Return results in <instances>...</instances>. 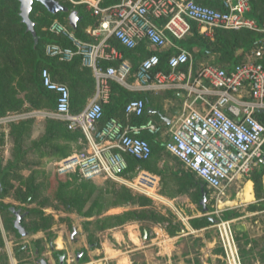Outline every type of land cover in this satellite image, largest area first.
Returning <instances> with one entry per match:
<instances>
[{
    "label": "built area",
    "instance_id": "2783aa9c",
    "mask_svg": "<svg viewBox=\"0 0 264 264\" xmlns=\"http://www.w3.org/2000/svg\"><path fill=\"white\" fill-rule=\"evenodd\" d=\"M99 2L80 1L98 18L97 25L87 30L92 40L78 38L70 25L55 19L48 31L61 40L43 47L45 56L63 62L79 56L82 65L92 71L94 96L83 110L73 113L69 88L53 81L44 67L40 77L42 85L56 93L54 108L0 115V130L5 137L11 124L22 120L64 122L68 129L81 131L84 150L58 161L55 170L59 175L109 179L132 189L141 187L145 192L155 188V176L139 166L134 179L125 176V156L138 161L151 156L144 135H161L165 150L200 177L216 199L224 195L231 182L244 179L264 164V112L258 113L264 111V19L259 23L248 16L250 0H207L208 4L196 0H119L107 7ZM193 29L211 39L217 30H250L260 36L251 43L245 62L232 67L208 64L194 70L190 51L176 43ZM111 39L128 49L144 44L153 52L140 59L132 71L131 63L123 59ZM159 54L165 55L164 62ZM111 82L131 93H182V115L170 127L152 118L136 122L145 114L146 105L134 98L124 105L121 119L109 117L103 121ZM214 227L223 264H244L232 221L218 218Z\"/></svg>",
    "mask_w": 264,
    "mask_h": 264
},
{
    "label": "trees",
    "instance_id": "16d2710c",
    "mask_svg": "<svg viewBox=\"0 0 264 264\" xmlns=\"http://www.w3.org/2000/svg\"><path fill=\"white\" fill-rule=\"evenodd\" d=\"M15 1V6L8 7L4 0H0V12L9 9L8 17L18 27L15 30L16 35L20 36L19 43L23 44L18 55L26 61L28 69L17 81L16 85L12 86L13 77L11 73L15 69L10 70L8 66L12 63L11 48L0 41V115L27 109L54 108L56 93L47 90L42 85L40 77L41 69L44 67L49 70L53 81L66 84L69 88L71 111L76 114L83 110L89 99L94 96L95 80L91 69L82 65L79 56H76L70 62H63L55 58H49L43 52V47L46 43L59 42L61 40L48 31L50 23L57 19L69 25L67 13L58 12L57 14H52L39 2L34 1L29 15L34 25V33H32L21 22L19 2L18 0ZM58 1L69 10L75 9L78 12L80 20L77 23V27L72 29L75 36L83 40H92L87 30L97 25L98 18L91 15L86 5L80 3L81 0ZM118 1L100 0L99 4L101 7H107ZM196 1L208 4L207 0ZM250 6L251 11L248 16L260 23L264 19V0H250ZM214 36L211 39L193 29L186 38L180 40V44L193 53L194 70L200 68H197V62L200 61L202 56L208 55L215 56L212 64L221 67H232L235 64L245 62L247 60L246 52L253 40L259 37L260 34L250 30H217ZM110 41L122 53L123 59H127L131 63L132 71L136 69L140 59L152 53L146 49L144 44L128 49L114 39ZM159 55L164 62L166 59L165 55ZM110 63L103 62L102 65ZM130 80H132V77ZM134 98L142 99L146 105L145 114L134 121L139 122L152 118L163 127L167 126L166 121L160 119L159 115L149 111L148 107L167 116L163 106L164 101L179 99L177 93L172 91L160 94L147 92L131 93L116 82H111L110 101L104 105L103 121L109 117L121 119L124 105ZM257 117L260 120L262 119L259 114ZM41 124H39L41 125V133L37 138H33V134L37 129L32 119L13 123L9 127L8 135L11 139L10 157L4 166H0V212L5 230L12 231L15 236H20L13 226L11 219L13 213L9 210V207H6L8 205L2 201L5 197L10 196L21 204H32L37 202L44 193L52 195V198L61 202L66 211L77 209L78 214L86 218L97 215L95 219L86 220L83 223L88 242H92L94 237L93 230H105L121 226L129 221L150 220L156 224L168 222L165 229L171 236L176 235L184 228L180 222L173 223L167 216L151 209V200L147 197L133 193L130 189L119 186L116 183H111L103 188L97 187L91 180H82L77 183L78 176L76 174H72L71 179L64 178L65 176L62 177L56 172L48 175L44 169L43 158L46 161L59 160L74 153V148L77 152L83 151L84 139L80 130H70L67 127L68 124L64 122L47 119ZM0 138L1 142H3V133H1ZM144 138L149 141L151 146V156L146 161H138L129 155L125 156L128 163V173H125V176H133L135 168L138 166L147 171L160 174L158 170L151 167L150 161L158 159L163 151L171 155L165 150L162 137L146 135ZM71 144H74V147ZM172 157L175 158L174 156ZM176 160L180 162L178 159ZM27 169L30 170V173L25 175L24 171ZM189 172L187 173L188 178H190L189 181L197 188V196L194 198V202L202 208L200 204L202 188L206 195L209 193V189L200 177L191 171ZM174 174H177V172ZM103 180L114 182L109 179ZM245 180H249L253 184L255 202L247 204L245 210L241 208L225 210L220 218L224 220L238 219L247 210L253 214L248 218V221L252 225L257 222L260 223L262 225L260 233H254L250 229L247 230L243 227L240 233H235L234 230V235L244 264H251V259L264 264V246L258 250L260 238H264V164L256 166L252 173L245 177ZM246 187L245 198L249 199L250 185L248 184ZM46 203L47 201L44 200L41 202V204ZM87 203L89 205L86 207ZM116 207H124L126 209L121 213L106 214L108 209ZM26 218H39L42 226L38 223H32L27 227L24 223ZM213 218L218 219L216 216H213ZM51 220V216L44 214L40 209L29 208L24 213L21 224L28 233L34 234L40 231L41 228H47ZM189 224L193 229H204V235L202 238H196V241H201L203 238L212 240L218 235L213 227V222L206 215L189 219ZM39 240H34L36 256L40 255V249L37 248ZM200 244L202 243L200 242ZM0 245H3L1 232ZM245 246H248V248ZM14 252L18 264H31L30 262L23 263L24 261L20 257V253L23 252L21 247L14 248ZM195 264H200L198 259Z\"/></svg>",
    "mask_w": 264,
    "mask_h": 264
},
{
    "label": "rangeland",
    "instance_id": "374dc122",
    "mask_svg": "<svg viewBox=\"0 0 264 264\" xmlns=\"http://www.w3.org/2000/svg\"><path fill=\"white\" fill-rule=\"evenodd\" d=\"M4 1L8 4V7L16 5L15 0ZM8 10L0 12V41L11 48L12 63L8 66L10 70L15 69V71H12L11 73L13 77L11 85L14 86L16 85L17 81L26 73L28 67L26 61L23 60L20 55H18V52L22 48L23 44L19 43L20 36L16 35L15 31L16 29H18V27L14 25L13 22H11V18L8 17ZM180 42L181 41H176L179 46H182ZM190 53L193 57V53ZM214 60L215 56L213 55L202 56L200 61L197 62V68L203 65L212 64L214 63ZM163 106L167 116L174 118L175 122L180 119L183 112L181 102L176 99L173 101L165 100ZM257 116L258 115H256V117ZM43 121L44 120H34L35 128L37 130H35L33 138H37L40 135V126L42 125L41 123ZM1 133L2 131L0 130V136ZM145 136L146 135H144V137ZM156 136L162 137L161 135ZM5 138L6 139H4L3 142H1L0 138V166H4L7 159L10 157L11 139L9 135ZM71 145H73L74 147V144ZM73 150L74 153L77 152L75 148ZM60 160L61 159L46 161V159L43 158L42 161L44 164V169L46 173H48V175L56 172V163ZM150 165L153 169L158 170L160 174L147 171L140 167L141 170H144L152 176H155L157 180L155 188L153 190H148V192L143 191L141 187L132 189L124 184L106 181L101 178H96L94 180H91V182H93L97 187L103 188L107 187V185H110L111 183H116L119 186L130 189L133 193L145 196L151 200V209L167 216L168 219L171 220V222H180L184 227L187 226L188 228L189 226L187 221L190 217L206 215L209 217L216 216L217 218H220L222 212L225 210L234 208H241L245 210L247 204L255 202L254 191L252 196L251 183L247 182L243 187V182L245 181V179L242 178L240 180H234L233 182H231L230 185L226 188L224 195H221L219 199H216V194L209 190V193L206 195V205L208 210L206 214H203L200 205L194 202V198H196L197 196V188L194 184L191 183V181H189L190 178H188L187 173L190 172L180 162L163 151L161 152V155L158 159H152L150 161ZM175 172H177V174H174ZM29 173V169L24 171L25 175H28ZM137 174L138 173L134 171V175L129 178L134 179ZM71 175L72 174L60 176H65L64 178L71 179ZM77 179V183H80L83 180L79 177ZM139 181L143 182L142 180ZM248 184L250 185L249 199L245 198V188H247L246 186ZM52 197V195L44 193V195L37 202H34L32 204H21L10 196L5 197L2 200L8 205L6 207L13 206L16 209H20L22 213L26 212V210L29 208L40 209L44 214L51 216L52 220L50 221V225L47 228H41L40 231L34 234L29 233L28 236L18 237L15 236L12 231L5 230L3 220H1L0 212V225L2 228L1 239L3 241V245H0V264H8L14 259L17 260V258L15 257V252L13 251L14 248L17 247H21L23 249V252L20 253V257L24 261L23 263L30 262L31 264H38L39 259H45L47 261V264H60L57 257H55L54 255L56 250H60L61 252H59L58 254L62 255L64 257L63 259H65L62 264L146 263L147 257H149L148 259L150 261V264L165 263L166 257L155 254L157 252V248L155 246L152 247L151 251L149 250L148 255H146L140 250H135L128 240H126L124 243L122 242L121 244H119V242H117L116 238L113 236L112 232L115 227L107 228L105 230H93L94 237L92 238V242H88L86 238V232L83 229V223L86 220L95 219L97 215L86 218L78 214L77 209L66 211L62 203ZM43 200L47 201V203L41 204ZM89 203L86 204V207L89 205ZM125 209L126 208L124 207L110 208L106 211V214L121 213ZM243 214L244 215L242 217L231 220L235 233H240L243 227L247 230L250 229L254 233H260L262 225L258 222L252 225L248 221V218L253 214L248 212V210L244 211ZM11 219H13V217ZM142 221H147L148 223H145L146 225L155 224L162 228H165V226L168 224V222H165V224H156L150 220ZM24 223L27 227L32 223H38L40 226H42L41 219L39 218H26ZM72 224H74L77 228V238L73 242H71L70 239V227ZM35 239H40L39 246L37 247L40 249L39 256H36L35 254ZM180 243L181 242L177 240L175 247L180 246L182 250L185 249L184 243ZM51 245L54 247L53 251H51ZM245 247L248 248V246ZM117 250H121L122 252L129 254V256L131 255L130 261L128 259V262L126 263L121 262V255ZM80 251H84L85 257L80 259V261L78 262L76 259V254ZM201 259L205 260V257H202ZM173 260H175L174 263L177 264L176 257ZM250 262L251 264H258L253 259H251Z\"/></svg>",
    "mask_w": 264,
    "mask_h": 264
},
{
    "label": "crops",
    "instance_id": "0c3cea01",
    "mask_svg": "<svg viewBox=\"0 0 264 264\" xmlns=\"http://www.w3.org/2000/svg\"><path fill=\"white\" fill-rule=\"evenodd\" d=\"M149 49H150L149 51L153 52L152 47H149ZM177 95L179 99H176V100L182 103V93H177ZM168 101H173V100H168ZM165 117L169 119V123L166 122L167 124L166 127H170L174 122V118H171L169 116H165ZM8 131H9V128H8ZM2 133H3V139H6L4 132ZM7 137H8V134H7ZM247 182H250L252 185V196H253V184L251 181L245 180L243 182V187L245 183ZM10 207H13V206H10ZM10 207H9V210H10ZM203 214H206V213L203 212ZM201 216H193V217H190L189 219L201 217ZM189 219L187 223L190 229L187 226L186 227L183 226L184 228H182L181 231H179L174 236L169 235L165 228L159 227L155 224L146 225L148 223L147 221H135V222L129 221L121 226L115 227L112 232H113V236L116 238V241L119 242V244H121L122 242L124 243L126 240H128L135 250H138V251L140 250L144 252L146 255H148V251L149 250L151 251V248L155 246L157 248V252L155 254L166 257L164 264H175L174 263L175 260H173L175 259V257L177 259V262H176L177 264H195L197 259L199 260L200 264H223L222 259H221L222 248L219 245L218 235L212 240H206L205 238H203L201 241H196L195 240L196 238L198 237L202 238V236L204 235L203 234L204 229H199V230L193 229L189 224ZM1 220H2V217H1ZM13 220H14V217L12 221ZM213 227H214V224H213ZM1 230L2 228L0 225V232ZM28 235L29 233L26 236ZM177 240L180 241L181 243H184L185 249L182 250L180 246L175 247ZM200 242L202 244H200ZM263 246H264V238L261 237L258 250H260ZM52 247L53 246L51 245V251L54 250V247L53 248ZM56 251H60V250H56ZM117 251L121 255V262L126 263L128 262V259L130 261L131 255L129 256V254H126L122 252L121 250H117ZM202 257H205V260H202L201 259ZM148 258L149 257L146 258V263L142 262V263H131V264H150L149 263L150 261ZM39 261L40 259L38 260V262ZM254 261L260 264L257 260H254ZM8 264H18V261L14 259ZM155 264H158V263H155Z\"/></svg>",
    "mask_w": 264,
    "mask_h": 264
},
{
    "label": "water",
    "instance_id": "95a60500",
    "mask_svg": "<svg viewBox=\"0 0 264 264\" xmlns=\"http://www.w3.org/2000/svg\"><path fill=\"white\" fill-rule=\"evenodd\" d=\"M37 1L39 2L48 12L52 14H57L58 12H65L67 13V20L72 29H75L77 27V23L80 20V17L78 16V12L73 9L69 10L65 5L60 3L58 0H18L19 2V15L21 17V22L25 24L26 29L32 33H34V25L31 21L29 15L32 10L33 2ZM148 110L153 112L154 114L159 115L160 119L166 121L169 123V119L166 118L164 115H162L159 111H154L153 109L148 107ZM263 110H258V113H263ZM200 204L202 206V211L204 213H207V196L206 192L202 188V195ZM10 211L14 214V220L13 225L17 232L22 236H26L28 233L25 230V228L22 226L21 221L23 219L24 214L19 209H15L14 207H10ZM209 219L213 222V224L217 223V219H214L213 217H209ZM71 237L76 234L75 226L72 228ZM53 248V247H52ZM63 256L60 258V262L63 261ZM39 264H47V261L45 259H40Z\"/></svg>",
    "mask_w": 264,
    "mask_h": 264
},
{
    "label": "flooded vegetation",
    "instance_id": "af4514ba",
    "mask_svg": "<svg viewBox=\"0 0 264 264\" xmlns=\"http://www.w3.org/2000/svg\"><path fill=\"white\" fill-rule=\"evenodd\" d=\"M14 217V216H13ZM73 226H75L74 224H72L71 225V227H70V237H71V233H72V228H73ZM75 229H76V234L73 236V238L71 237L70 239H71V242H73L77 237V228H76V226H75ZM59 252H61V251H55V253H54V255H55V257H57V259H58V261H59V263L60 264H62L63 262H64V260L65 259H63V261H61L60 262V258H61V256L62 255H60V254H58ZM85 257V254H84V251H80V252H78L77 254H76V259H77V261L79 262L80 261V259H82V258H84ZM40 263V261L38 262V264Z\"/></svg>",
    "mask_w": 264,
    "mask_h": 264
}]
</instances>
